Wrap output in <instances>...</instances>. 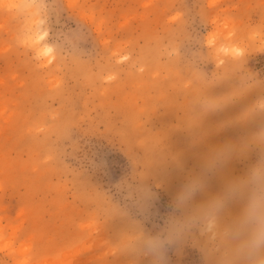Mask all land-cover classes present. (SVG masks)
<instances>
[{
  "label": "rangeland",
  "instance_id": "1",
  "mask_svg": "<svg viewBox=\"0 0 264 264\" xmlns=\"http://www.w3.org/2000/svg\"><path fill=\"white\" fill-rule=\"evenodd\" d=\"M260 233L264 0H0V264H264Z\"/></svg>",
  "mask_w": 264,
  "mask_h": 264
},
{
  "label": "clouds",
  "instance_id": "2",
  "mask_svg": "<svg viewBox=\"0 0 264 264\" xmlns=\"http://www.w3.org/2000/svg\"><path fill=\"white\" fill-rule=\"evenodd\" d=\"M214 42H215V37H214L213 35L210 34L209 37H208V41H207V43L209 44V46H211ZM47 51L50 52L51 49L49 48V49H47ZM220 51L227 52L228 49L222 47V48L220 49ZM235 51H236V54H238V55H243V50H241V49H235ZM261 240H264V233H260V234L258 235L257 243H259Z\"/></svg>",
  "mask_w": 264,
  "mask_h": 264
}]
</instances>
